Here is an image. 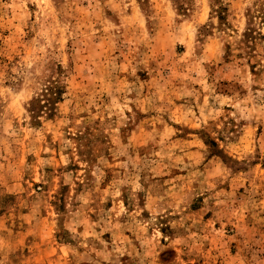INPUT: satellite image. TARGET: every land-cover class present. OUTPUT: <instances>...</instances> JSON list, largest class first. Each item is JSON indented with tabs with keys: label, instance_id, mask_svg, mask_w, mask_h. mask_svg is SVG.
<instances>
[{
	"label": "rangeland",
	"instance_id": "374dc122",
	"mask_svg": "<svg viewBox=\"0 0 264 264\" xmlns=\"http://www.w3.org/2000/svg\"><path fill=\"white\" fill-rule=\"evenodd\" d=\"M0 264H264V0H0Z\"/></svg>",
	"mask_w": 264,
	"mask_h": 264
}]
</instances>
